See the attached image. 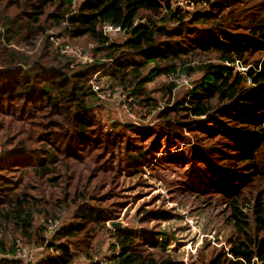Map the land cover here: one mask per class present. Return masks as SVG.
I'll use <instances>...</instances> for the list:
<instances>
[{"label": "trees", "instance_id": "trees-1", "mask_svg": "<svg viewBox=\"0 0 264 264\" xmlns=\"http://www.w3.org/2000/svg\"><path fill=\"white\" fill-rule=\"evenodd\" d=\"M193 1L207 10L186 13L171 0H0V254L9 255L0 264H21L11 236L44 245L38 264L83 255L100 264L91 263L99 231L111 233L108 263L178 264L172 231L109 227L123 207L116 179L156 163L189 165L180 187L228 205L234 233L204 264H264V18L224 19L228 0ZM105 23L123 39L104 34ZM42 36L35 51L23 45ZM65 45L91 49L92 61ZM182 74L194 79L172 103ZM101 77L139 105L165 101L162 123H112L104 133L93 89L104 92ZM65 211L46 237L45 221ZM137 214L140 224L175 218L162 206Z\"/></svg>", "mask_w": 264, "mask_h": 264}, {"label": "rangeland", "instance_id": "rangeland-1", "mask_svg": "<svg viewBox=\"0 0 264 264\" xmlns=\"http://www.w3.org/2000/svg\"><path fill=\"white\" fill-rule=\"evenodd\" d=\"M80 0H74L77 5ZM177 0H171L172 6ZM231 6L223 13L224 19L241 20V23L248 19H263L264 18V0H228ZM194 7L205 11L208 8L206 1ZM174 8V7H173ZM184 12L191 11V9L182 8ZM243 16L244 18L242 19ZM54 33L48 30L46 34ZM115 40H122L124 34L113 33L109 36ZM43 36L37 41H26L27 49H31L30 45H35L32 51H35L41 44ZM79 45H88L86 48L92 47L91 44L81 43ZM81 50L91 51L88 49ZM92 52V51H91ZM69 56L73 57L71 54ZM78 59V58H77ZM196 75V74H195ZM187 80L185 83L184 78ZM165 78H160L157 81H162ZM193 77H188L182 74L176 79V86L172 91L171 102L178 101L184 93L188 90L189 84ZM101 86L104 93H109L105 99H100L95 104V112L99 118L100 123L103 125L104 133L112 131V123L119 125H133L136 127H157L162 123L161 112L167 103L165 101H158L153 107L139 105L135 100L128 103V108H124L125 96L128 97L127 91L120 86L110 87L108 85L107 77H101ZM107 81V82H106ZM152 85H149V88ZM155 94H152V96ZM171 105V104H168ZM184 115H178V121H181ZM113 133V132H112ZM132 135V134H129ZM189 137L192 134H188ZM193 142V138H190ZM145 145V142H142ZM183 145L181 144V147ZM183 146L182 150H184ZM122 153L119 151L118 155ZM157 156L160 153L156 154ZM232 167L229 163L225 164ZM192 169L190 166L182 165H169L159 164L144 165L140 171L132 177L123 174L121 179H116L118 184L113 188L115 196L113 201L123 202L119 216L115 219L119 223V227L126 228H147L151 231L165 230L173 232L176 240L171 242L170 249L175 254V260L178 264H204L210 257L214 250L226 247V241L232 236L233 228L228 221V205L223 203L222 197L218 194H190L186 193L181 188L182 181L186 178ZM240 171V170H239ZM106 191L109 188H105ZM100 192V190L98 191ZM189 197V198H188ZM254 201V200H253ZM253 201L247 203L245 206L248 212L253 208ZM162 206L171 209L175 213V218L169 222H148L140 224L137 210L143 208L144 210L150 207ZM71 211H65L59 219L60 224L70 218ZM43 223V219H39ZM109 227H113L109 224ZM48 235V237H50ZM11 241L20 239L22 245V254L17 257L21 264H38L47 253L44 245L35 244L34 242H25L18 236H11ZM112 237L109 231H99L93 237L92 244L95 248L94 256L91 258V263L99 262L100 264H112L105 261L111 253ZM1 257H9L0 254ZM96 260L95 262H92ZM90 261L86 257L79 256L75 259V264H89Z\"/></svg>", "mask_w": 264, "mask_h": 264}, {"label": "built area", "instance_id": "built-area-1", "mask_svg": "<svg viewBox=\"0 0 264 264\" xmlns=\"http://www.w3.org/2000/svg\"><path fill=\"white\" fill-rule=\"evenodd\" d=\"M174 5H177L181 8H187V9H191L193 10L194 7H195V3L193 0H177L175 2ZM102 30H103V33L106 34V35H110V34H115V33H120L121 32V29L119 26H114V25H111L109 23H105L102 25ZM55 43L58 44V39L55 40ZM63 52H71L73 54H75L82 62H90L92 61L93 59V56H92V53L90 51H84V50H81L79 48H70L68 47V45H65L64 49L62 50ZM184 78V77H183ZM185 80V83L187 84V80L184 78ZM93 89L95 92L98 93V96L101 98V99H105L107 96H109V93L105 94L103 91H100L98 85L94 84L93 85ZM131 101V98H127L125 96V100H123L124 102V108L127 109L128 108V103ZM60 222H59V219H52V218H49L45 221V226H44V235L46 237H48V235H50L51 233H53V231L59 226ZM52 251V249H51ZM22 254V245H21V242H20V239H17L15 241V248H14V256L15 257H19L21 256ZM96 260H93L92 262H95ZM75 264V262L73 263Z\"/></svg>", "mask_w": 264, "mask_h": 264}, {"label": "water", "instance_id": "water-1", "mask_svg": "<svg viewBox=\"0 0 264 264\" xmlns=\"http://www.w3.org/2000/svg\"><path fill=\"white\" fill-rule=\"evenodd\" d=\"M111 226H113V227L119 226V223H117V222L112 223Z\"/></svg>", "mask_w": 264, "mask_h": 264}]
</instances>
